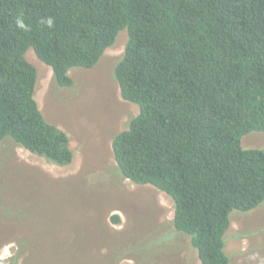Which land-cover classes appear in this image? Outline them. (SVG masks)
<instances>
[{"label": "trees", "instance_id": "obj_1", "mask_svg": "<svg viewBox=\"0 0 264 264\" xmlns=\"http://www.w3.org/2000/svg\"><path fill=\"white\" fill-rule=\"evenodd\" d=\"M122 29L115 77L139 112L113 138L117 165L171 196L201 264H230V214L264 202V148L242 146L264 132V0H0V143L70 164V136L39 107L26 52L67 87L70 70L94 67Z\"/></svg>", "mask_w": 264, "mask_h": 264}, {"label": "rangeland", "instance_id": "obj_2", "mask_svg": "<svg viewBox=\"0 0 264 264\" xmlns=\"http://www.w3.org/2000/svg\"><path fill=\"white\" fill-rule=\"evenodd\" d=\"M127 40L122 29L94 67L70 70L67 87L27 50L39 107L68 133L74 158L61 166L12 138L0 143V264H201L190 237L174 226L171 196L125 178L113 154L115 134L139 112L115 77ZM242 146L264 148V132H249ZM230 217V264H264V202Z\"/></svg>", "mask_w": 264, "mask_h": 264}, {"label": "clouds", "instance_id": "obj_3", "mask_svg": "<svg viewBox=\"0 0 264 264\" xmlns=\"http://www.w3.org/2000/svg\"><path fill=\"white\" fill-rule=\"evenodd\" d=\"M17 24H18V26H20L21 28H23L24 27V24H23V22L22 21H20V20H17ZM48 24H49V26H51V24H52V20H48Z\"/></svg>", "mask_w": 264, "mask_h": 264}]
</instances>
